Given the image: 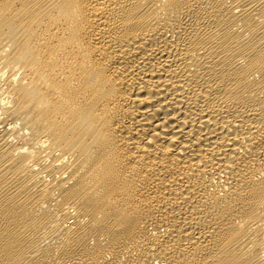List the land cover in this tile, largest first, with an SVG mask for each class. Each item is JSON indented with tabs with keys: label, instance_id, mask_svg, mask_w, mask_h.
Listing matches in <instances>:
<instances>
[{
	"label": "bare ground",
	"instance_id": "1",
	"mask_svg": "<svg viewBox=\"0 0 264 264\" xmlns=\"http://www.w3.org/2000/svg\"><path fill=\"white\" fill-rule=\"evenodd\" d=\"M0 264H264V0H0Z\"/></svg>",
	"mask_w": 264,
	"mask_h": 264
}]
</instances>
